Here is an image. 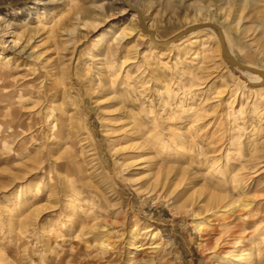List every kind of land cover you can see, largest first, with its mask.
<instances>
[{"label":"rangeland","instance_id":"374dc122","mask_svg":"<svg viewBox=\"0 0 264 264\" xmlns=\"http://www.w3.org/2000/svg\"><path fill=\"white\" fill-rule=\"evenodd\" d=\"M135 242L145 264H264V0H0V264Z\"/></svg>","mask_w":264,"mask_h":264},{"label":"bare ground","instance_id":"6f19581e","mask_svg":"<svg viewBox=\"0 0 264 264\" xmlns=\"http://www.w3.org/2000/svg\"><path fill=\"white\" fill-rule=\"evenodd\" d=\"M223 49H224V40H223V43H222V50ZM226 49H227V51H226L227 54H229L230 53L229 49L228 48H226ZM227 57L230 58L231 60H233L231 56H227ZM247 67H249V66H247ZM110 83L113 85L114 82L110 81ZM120 111L118 110V112L115 114L116 119L117 118H120V119L124 118L125 115L122 114V112H120ZM115 131L117 132V138L119 139V141H121V143L129 144V143L135 141V136H134V134L132 132V128L128 127V124L126 122L116 124L115 125ZM128 148H129L130 151H133L132 157L140 155L138 153L140 145H138L137 143L136 144H131ZM221 198L222 199H226L224 197H221ZM211 203L212 204L206 210V212L208 213L207 216L209 217V219H211V221H213L212 222L213 224H211V226L208 227L209 228L208 230H209V232L210 231L211 232H215V231H217V226L220 225L219 223L222 222L221 224L225 225L223 223L224 222L223 220L225 219V217H227L228 213H227L226 209L229 207V205L227 203H224L223 200H217V201H213ZM229 222L231 223V221H229ZM138 244H139L138 242L133 243L132 246L134 247L133 248L134 250L133 251H128L125 254V256L123 257V259H122V261L120 263H122V264H145L144 261H143V258H139L140 251L142 252V245H138ZM156 245L157 246H155V248H154L155 250L157 249L156 247H158V244H156ZM155 250H153V251H155ZM113 256H114L113 252H109L108 259L111 260L113 258Z\"/></svg>","mask_w":264,"mask_h":264},{"label":"water","instance_id":"95a60500","mask_svg":"<svg viewBox=\"0 0 264 264\" xmlns=\"http://www.w3.org/2000/svg\"><path fill=\"white\" fill-rule=\"evenodd\" d=\"M151 34H152V32H151ZM220 43L222 45V39H221V37H220ZM229 61H230V63H232L233 65H235L237 68H240V69L245 70L247 72H250V73H252V72H254V73H261L262 72L260 70L251 69V68L247 67L246 65L241 64V63H239V62H237L235 60H229Z\"/></svg>","mask_w":264,"mask_h":264}]
</instances>
